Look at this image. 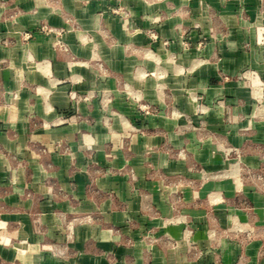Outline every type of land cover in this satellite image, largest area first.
Here are the masks:
<instances>
[{
  "label": "crops",
  "instance_id": "0c3cea01",
  "mask_svg": "<svg viewBox=\"0 0 264 264\" xmlns=\"http://www.w3.org/2000/svg\"><path fill=\"white\" fill-rule=\"evenodd\" d=\"M0 264H264V0H0Z\"/></svg>",
  "mask_w": 264,
  "mask_h": 264
},
{
  "label": "built area",
  "instance_id": "2783aa9c",
  "mask_svg": "<svg viewBox=\"0 0 264 264\" xmlns=\"http://www.w3.org/2000/svg\"><path fill=\"white\" fill-rule=\"evenodd\" d=\"M166 44H167V41H166ZM185 45H188V43L185 42ZM73 99H76V96L75 95L73 96Z\"/></svg>",
  "mask_w": 264,
  "mask_h": 264
},
{
  "label": "rangeland",
  "instance_id": "374dc122",
  "mask_svg": "<svg viewBox=\"0 0 264 264\" xmlns=\"http://www.w3.org/2000/svg\"><path fill=\"white\" fill-rule=\"evenodd\" d=\"M43 29H45L46 27H42Z\"/></svg>",
  "mask_w": 264,
  "mask_h": 264
}]
</instances>
